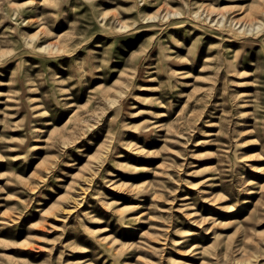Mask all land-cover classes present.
Listing matches in <instances>:
<instances>
[{"label":"rangeland","instance_id":"rangeland-1","mask_svg":"<svg viewBox=\"0 0 264 264\" xmlns=\"http://www.w3.org/2000/svg\"><path fill=\"white\" fill-rule=\"evenodd\" d=\"M0 264H264V0H0Z\"/></svg>","mask_w":264,"mask_h":264},{"label":"bare ground","instance_id":"bare-ground-1","mask_svg":"<svg viewBox=\"0 0 264 264\" xmlns=\"http://www.w3.org/2000/svg\"><path fill=\"white\" fill-rule=\"evenodd\" d=\"M211 134V133H210Z\"/></svg>","mask_w":264,"mask_h":264}]
</instances>
